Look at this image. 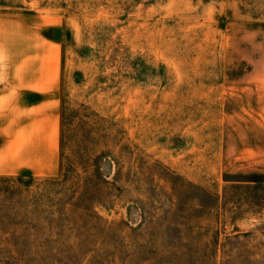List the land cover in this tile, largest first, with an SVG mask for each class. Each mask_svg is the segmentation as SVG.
<instances>
[{
	"label": "rangeland",
	"instance_id": "rangeland-1",
	"mask_svg": "<svg viewBox=\"0 0 264 264\" xmlns=\"http://www.w3.org/2000/svg\"><path fill=\"white\" fill-rule=\"evenodd\" d=\"M3 36L58 50L62 114L0 264H264V0H0Z\"/></svg>",
	"mask_w": 264,
	"mask_h": 264
},
{
	"label": "crops",
	"instance_id": "crops-1",
	"mask_svg": "<svg viewBox=\"0 0 264 264\" xmlns=\"http://www.w3.org/2000/svg\"><path fill=\"white\" fill-rule=\"evenodd\" d=\"M1 39L0 178L56 176L62 114L58 50L47 41L36 47L14 36Z\"/></svg>",
	"mask_w": 264,
	"mask_h": 264
}]
</instances>
